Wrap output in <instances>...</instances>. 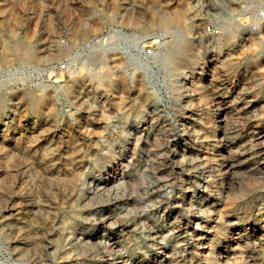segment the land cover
Instances as JSON below:
<instances>
[{"label":"rangeland","instance_id":"rangeland-1","mask_svg":"<svg viewBox=\"0 0 264 264\" xmlns=\"http://www.w3.org/2000/svg\"><path fill=\"white\" fill-rule=\"evenodd\" d=\"M262 5L0 0V264H264Z\"/></svg>","mask_w":264,"mask_h":264},{"label":"built area","instance_id":"built-area-1","mask_svg":"<svg viewBox=\"0 0 264 264\" xmlns=\"http://www.w3.org/2000/svg\"><path fill=\"white\" fill-rule=\"evenodd\" d=\"M256 18L259 20H264V5H262L261 7H259L256 11ZM206 30L208 33L210 34H215L217 33V29L213 28V26H207ZM150 48L146 47V48H142L139 51H135L133 52V58L137 59L140 63H147L149 62V58H150ZM60 68L64 67V63H60L59 64Z\"/></svg>","mask_w":264,"mask_h":264},{"label":"bare ground","instance_id":"bare-ground-1","mask_svg":"<svg viewBox=\"0 0 264 264\" xmlns=\"http://www.w3.org/2000/svg\"><path fill=\"white\" fill-rule=\"evenodd\" d=\"M172 30H174V29H172Z\"/></svg>","mask_w":264,"mask_h":264}]
</instances>
